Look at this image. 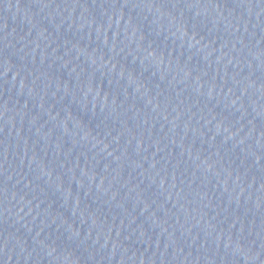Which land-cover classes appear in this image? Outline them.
I'll return each instance as SVG.
<instances>
[{"label":"water","instance_id":"1","mask_svg":"<svg viewBox=\"0 0 264 264\" xmlns=\"http://www.w3.org/2000/svg\"><path fill=\"white\" fill-rule=\"evenodd\" d=\"M0 264H264V0H0Z\"/></svg>","mask_w":264,"mask_h":264}]
</instances>
